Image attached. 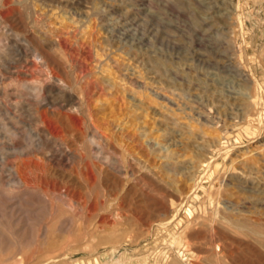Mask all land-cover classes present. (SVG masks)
<instances>
[{"label":"rangeland","instance_id":"obj_1","mask_svg":"<svg viewBox=\"0 0 264 264\" xmlns=\"http://www.w3.org/2000/svg\"><path fill=\"white\" fill-rule=\"evenodd\" d=\"M35 1L32 0L31 3V0H23L24 3L31 4ZM2 3L3 0H0V5ZM36 3L38 5L37 8H34L32 12L27 14H32L31 20H33V17L37 20L35 24V35H37V37L41 35L48 36L53 40L74 38L78 41L79 46L84 45L87 50H91V53H93L88 62V68L90 67V77H93V79H101V76L102 78H107L105 77L108 76L107 72H104L107 68L115 73L114 77L119 76V82L126 77L127 80L130 78L127 83L121 81V85L123 86V84H125L124 87L129 88V91L131 89V93L128 94L132 95L131 97L133 98L127 96L128 94L126 97L121 94L115 95L118 97L111 98L114 100L107 98L108 101L104 104L105 106L100 108L96 107L95 110L97 114H100V117L102 116L100 118L98 115L101 119L100 123H102L104 127L109 128L110 135H112V132L114 134V131H116L115 135L117 134V136H119L121 133L125 135V138H130L127 140L130 147L134 150V155H132L135 157L136 161L138 160L137 162L139 164L137 166L140 165L143 168L144 165V170L139 167V169L143 171L139 170L138 167L136 168L135 178L137 181L135 180L134 184H132L133 181H129L126 178L116 177L112 173L110 175L109 171L105 172L104 170L101 171L97 169L99 170V181L104 184L106 188L108 187V190L113 188V190L110 189V193L114 195V197L117 196L123 199V196L126 195L125 201L127 202H125V205L128 206L129 209H126V217H124L123 221L124 225L127 224V226H118L119 230L118 228L112 229L111 226H108L110 228H98L95 223L99 220L100 216L104 218L110 217V214L107 216L108 210H102L98 213L99 215L91 217V220L89 219L90 225L84 227L86 230L83 227H77V221L76 225H73L71 228L68 226L53 228V230L49 232L50 238L48 237L51 239L48 242L51 246L49 245L46 247V245V248L42 247L40 252V248L37 247V257L39 253L41 255L42 253H50L53 256L55 254V256H60V258L57 259L58 261H63L67 264H72V262L73 264H172L173 260L177 257L180 259L181 264H264V247L262 245H259L252 237L245 234H233L228 224L225 222L220 223L218 220L220 219L219 216L221 217L222 215L224 216L225 213H230L229 210H231V207H234V205L241 208L243 206L242 203L245 201L251 204L264 203V134L255 137L246 136L239 145L234 142L236 132L243 129L239 124L242 120L236 117L239 114L246 113L247 110H250L249 108L253 109L254 106H252L253 108H248V105L253 104L252 102L254 99L260 102L262 100L261 107L264 109V0H88L78 14H74L72 10L63 9L55 5L52 0H37ZM16 8H18V5H16ZM95 8L107 9L108 22L105 24L103 23L104 25L98 23L97 17L94 14ZM45 18L47 19L45 20ZM124 29H129L128 35L123 34ZM2 43L1 40L0 47ZM129 46H132L130 47L131 49H128ZM103 67L104 70H102ZM96 75L99 77H95ZM80 77L83 78V75ZM85 81L82 79V83H85ZM129 83H132L135 87L129 85ZM260 96L261 98H259ZM121 97L126 98V101L129 100L125 103L124 98L122 99ZM133 100L135 101V106L133 108L139 111L137 113L134 112L135 110L130 104V101ZM111 101H115L116 103ZM245 101L246 104L249 102L246 106L242 105ZM126 107H128V110H126ZM141 108H143V110ZM107 109H111L109 110L110 112H108ZM145 110L146 112H144ZM101 111L103 112L101 113ZM111 111L119 115L113 118V116L110 115L112 114ZM126 111H128L129 114H133L128 116V112ZM114 113L112 115L115 116ZM107 114H109V116ZM147 115L151 117H147ZM137 116L138 119L136 118ZM142 117L145 118L143 119ZM133 118H136L135 121ZM123 119L127 123L126 126H128L129 122L128 127L130 129L126 127V131L114 125L115 123L118 124L119 121H123ZM144 121L148 124L149 128ZM104 123L107 125H104ZM234 125L237 126L234 127ZM139 126H144L147 129L144 128L143 131ZM163 128L168 129H166V133ZM255 128L257 129V126H255ZM113 129L115 130L113 131ZM159 131L160 135H157ZM144 135L147 137H144ZM220 138H222L221 142H226L224 147L220 145ZM145 141L149 144L150 142L153 144L151 149ZM131 152L133 151L131 150ZM165 156L168 157V160ZM170 157H176L177 160L175 158L171 161L169 160ZM212 161H215L214 164L221 167L214 177L217 179L220 175V178H222H219L220 183L222 182V184L225 185H223L221 195L217 198L219 200L218 202H220L219 205L212 204L211 201L206 198V192H201L202 194H200L201 203L202 201L204 202L206 198L203 205H200L201 203H199V201L193 202L186 200L194 191L195 186H193V184L195 185V181L206 176L208 171L206 165ZM232 161L236 169L229 167ZM169 165L174 168H181L179 170H183L185 173L181 171V174L179 172L180 176L178 173H176V175L178 174L177 177L176 175L173 176L174 172H172L170 168H174ZM196 166H198V168ZM165 167L169 169V172L171 171L173 173L170 172V175H172L171 177L169 174H165ZM58 172L59 171H54L53 173L60 179L58 180L60 184L72 178L73 183L77 181V184H81L74 173L69 171L67 173L64 172V174L62 172V175L60 173L61 171ZM1 175L2 174H0V182L2 181L0 183V195L5 190V184L3 183L4 177ZM178 176L181 179L178 178ZM199 176L201 177L198 178ZM144 177H148L153 180V182H159L161 180L160 182H163L161 183L162 185H160L161 187H157L158 189L155 188L156 191H159L152 192L151 189H154L152 185L150 186L151 188L144 187L143 181L141 180ZM157 177L160 179H156ZM111 178L114 179L112 180ZM166 179L168 183L169 179L171 184L174 182L175 186L173 184L171 186L169 183L168 187L170 186L171 188L165 187V185H167V181L165 182ZM176 179L178 181H176ZM171 180H173V182H171ZM234 180L235 182H239L241 187L238 185L240 188L233 190L232 183H234ZM240 180L243 181L241 182ZM205 181L206 180H204V182ZM124 182H126V184ZM175 183L178 185L176 186ZM182 184L183 186H181ZM257 184H259V187ZM210 185L211 180L205 182V187L208 191H210ZM180 186L181 190L182 187L187 190H182V193L181 190H179V193L176 189H179ZM132 187L134 189H132ZM122 188L124 189L122 190ZM159 188H161V190ZM138 190L144 196L140 195L141 193ZM114 191L117 195H115L116 193ZM126 191L128 193H126ZM128 194L131 196V201H129ZM135 195H138L139 199ZM250 195L251 198L248 199L247 197ZM0 197H2L0 198V205L4 206L5 199L3 196ZM34 202H36V206L34 205L35 212H33L34 214L32 215L33 219H37L38 221L40 219L45 222L48 221L49 208L43 202H38L36 200ZM189 203H191V205ZM188 204L192 209H194V207L196 209L193 210L195 221L191 226L188 225V228V220L183 221V227L178 226L174 219L175 211L180 208L179 206H181L182 209L187 206L185 208L186 211V209L190 207ZM131 205L132 207H129ZM36 207H38V209L40 207V209L38 210ZM151 207L154 209H151ZM0 209L2 208L0 207ZM259 209H262L261 206ZM139 210L142 212L140 213ZM250 210L252 211V208H250ZM253 210H255V207ZM262 210H264V208ZM68 211L67 209L64 210V217L62 216V218L70 219V217H74L71 212L67 215ZM164 211L165 213H163ZM216 211L219 214V216L217 215V220L214 219V217L211 218ZM262 213L264 212L262 211ZM198 218L199 221L196 222ZM208 218L210 222L207 220ZM241 218L242 217H240V219ZM74 219L77 220L78 217ZM165 221L167 224L170 223L171 225H161L166 224ZM162 227L164 229H162ZM82 228L84 229L83 231ZM91 229L94 234L90 231ZM104 229L105 231L107 229L108 232H105ZM122 229L123 231H121ZM72 230H74V232H72ZM89 231L92 234H90ZM98 231L100 234L104 231L106 235L104 232L100 235ZM176 231L179 232V234L185 231V238L180 246L175 247L172 245V239L175 235H178ZM82 232L85 238L82 236ZM29 233H31L30 230L27 231V234ZM55 233H59V235L62 236L55 235ZM107 233L112 234L108 235ZM106 236L109 238H105ZM70 238H72L74 242ZM101 238H103V240ZM63 240H65V242ZM108 241L110 243L113 241V245H110ZM66 242H68V245ZM75 242H77V248L74 252L73 249L76 247ZM70 243L73 245L70 246ZM83 243L84 245H82ZM56 244L57 246L54 251L53 248H55ZM217 246L219 250H217ZM50 247H52V249H50ZM61 248L62 252L60 251ZM108 249L109 252H107ZM42 250L44 252H42ZM56 252L58 254H56ZM212 256L214 257L212 258Z\"/></svg>","mask_w":264,"mask_h":264},{"label":"bare ground","instance_id":"obj_2","mask_svg":"<svg viewBox=\"0 0 264 264\" xmlns=\"http://www.w3.org/2000/svg\"><path fill=\"white\" fill-rule=\"evenodd\" d=\"M33 1H35V0H33ZM36 2H37V0L33 4H31L32 0H31V3H24L23 0H3V3L0 5V39L3 42L2 46L0 47V174L3 175V177H4L3 183L5 184V190L0 195V196H3L5 199L4 200V206L0 205V207L2 208V209H0V264H67L66 262L58 261L57 259H59L60 256L59 257L55 256V254L53 256L50 253H46V254L42 253V255L39 253L38 254L39 256L37 257V247L40 248L39 249V252H40L42 247L46 248L49 245L51 246V244L48 243L49 240H51V239H49L50 238L49 232L51 230H53V228H60V227L63 228L66 226L71 228L73 225H76V221L78 222L77 227L80 226V227L84 228L86 225L87 226L90 225L89 219L93 216L95 217V216L99 215L98 213L102 210H108L109 212H107L108 213L107 216H109V214H110V217L104 218V217L100 216L99 220L97 219L98 221L96 220L97 222L95 223V225L98 228L99 227L107 228L108 226H111L112 229H116V228H118V226L124 225L123 220H124V217H126L125 216V213L127 212L126 209H129L128 206L125 205V202H127V201H125L126 195L124 194L125 196H123L124 197L123 199L118 198L117 196L114 197V195H112L110 193V189L113 190V188H110L108 190L107 189L108 187L106 188V186L99 181L100 179L98 178V176H99L98 172H99V170H101V171L104 170L105 172L109 171L110 175L112 173L116 177L126 178L129 181H133L132 184H134V182L136 180V178H135L136 168L138 167V169H139V167H141L140 165L137 166L139 164L137 162L138 160L136 161L135 157L133 156L134 150L132 149V147H130V144L128 143V140L130 138H127V137L125 138V135L121 134V133L119 136H117V134L115 135V133H116V131H114L115 129H113V131L115 132L114 134H113L112 129H111L112 135H110L109 134V128L104 127L103 124L100 123V121H101L100 118L102 116L100 117V114H97V112L95 110L96 107L100 108V107L105 106L104 104H106V102L108 101L109 98H110V100H114L111 98L118 97L115 95L121 94L124 97H126V95L128 93H131V89L129 91L128 90L129 88L124 87L125 84H123V86L121 85V81H125L127 83V81L130 78H128V80H127L126 79L127 77H126L124 79H121V81L119 82V76L114 77L115 73L112 72L111 69L109 70V68L104 70V67H105L104 66L102 68V70H104V72H107L108 76H105L107 78H104V77L102 78V76H101V79H93V77H90V73H91V70L89 69L90 67L88 68V62L90 61L91 55L93 53V52L91 53V50L90 51L87 50L84 45L79 46L78 41H76L74 38L53 40L52 38H49L48 36H42L41 35V36L37 37V35H35V33H36V29H35L36 25L35 24H36L37 20H35L34 17H33V20H31L32 14L31 15L27 14L29 12H32L34 8L35 9L37 8L38 5ZM52 2L55 5H58L59 7L63 8V9L64 8L69 9V10H72L74 12V14H78L80 9L83 6H85V4L88 2V0H52ZM44 3H46V2H44ZM16 5H18V8H16ZM95 7H96V5H95ZM106 10L102 9V8L101 9H99V8L94 9V14L97 17L98 23H100V24L104 23L105 24L106 22H108V16H107ZM46 19L47 18H45V20ZM52 27H53V25H52ZM89 27H90V25H89ZM55 28H56V26H55ZM128 32H129V29L128 30L124 29L123 34L128 35ZM130 47H132V46H129V48L128 47L127 48L131 49ZM120 54H122V53H120ZM96 56H97V54H96ZM104 72H102V73H104ZM98 73H101V72H98ZM121 74H123V73H121ZM81 75H83V78L80 77ZM117 75H120V74H117ZM95 77H99V76L96 75ZM82 79L84 81L86 80L85 83H82ZM129 82H132V81H129ZM133 83H134V81H133ZM129 85H132V83L131 84L129 83ZM132 86H134V85H132ZM166 90H168V89H166ZM132 92H133V90H132ZM127 96L131 97L132 95L128 94ZM217 97H219V96H217ZM119 98H120V96H119ZM119 98H117V99H119ZM131 98H133V97H131ZM259 98H261V96ZM117 99H115V100H117ZM122 99H119V100H122ZM220 99H221V97H220ZM124 100L126 103L129 99L126 101V98H124ZM124 100H123V102H124ZM111 102H115V101H111ZM261 102H262V100H261ZM261 102L257 99H254V101L252 102L253 104H251V105L249 104V102L246 104V101L244 104H242L245 106L249 104L248 108L252 107V106H254V108L253 107H252L253 109L249 108L250 110H247L246 113L244 112V114H239L236 117L239 120H242L241 123H239V124L243 128L241 131L236 132V135L234 136V142L236 144H238V145L241 144L246 136H254L255 137V136L264 134V109H262V107H261V105H262ZM127 104H129V103H127ZM130 104H131V107L133 108L135 106V101L134 100L130 101ZM263 106H264V103H263ZM127 108L128 107H126V110H128ZM136 109H137V107H136ZM141 109L143 110V108H141ZM109 110H111V109H109ZM109 110L107 109L108 112H110ZM129 110H131V109H129ZM146 110H148V109H146ZM146 110L144 112H146ZM103 111H104V109H103ZM103 111H101V113ZM107 111H106V113H107ZM114 111H115V109H114ZM111 112H112V114L114 113L113 111H111ZM126 112H128V111H126ZM134 112L137 113L139 111L135 110ZM112 114H110V115L113 116V118H116L117 115H119V114L116 115L114 113L115 114V116H114ZM132 114L131 113L129 114V112H128V116H130ZM98 115L100 118L98 117ZM107 115L109 116V114H107ZM142 116H144V115H142ZM147 117H151V116L147 115ZM136 118L138 119V116ZM135 119L133 118L134 121H135ZM140 123H142V122H140ZM146 124H145V126H146ZM155 124H157V123H155ZM104 125H107V124L104 123ZM114 125L117 128L122 129L123 131L127 130L126 127L128 129H130L128 127L129 122H128V126H126L127 123L124 121V119H123V121H121V122L119 121L118 124L115 123ZM236 126L234 125V127H236ZM255 126H257V129L255 128ZM139 127L142 128L143 131H144V128H146L144 126L143 127L139 126ZM147 127H148V124H147ZM151 127H152V125H151ZM111 128H113V127H111ZM166 129L163 128L164 132L166 131ZM150 132H152V131H150ZM142 134H144V133H142ZM146 135H147V133H146ZM146 135H144V137L148 136V135L147 136ZM157 135H160V131H159V134H157ZM213 135H215V134H213ZM148 140H150V139H148ZM221 140H222V138H220V145H222L224 147L226 142H221ZM145 142H147V141H145ZM160 143H163V142H160ZM148 145H145V146H148L151 149L153 144L150 142V144L148 143ZM229 145H230V143H229ZM213 147H214V145H213ZM131 150L133 152H131ZM225 152H227V151H225ZM147 153H148V151H147ZM149 154H150V152H149ZM156 154H158V153H156ZM166 156H165V158L167 159L168 157H166ZM168 156H170V155H168ZM175 158L176 157H170L169 160L173 161L172 159H175ZM218 159H219V157H218ZM176 160H177V158H176ZM212 162H210L208 165H206V167L208 169L207 173L205 172L206 176H204L205 175V173H204V175H202L204 177H202L200 180L197 179L195 181V185L193 184V186H195L194 191L189 197L187 196L188 198L186 200H190L193 202L199 201V203H201V199H200L201 195L200 194H202L201 192H206L207 197L206 196L205 197L209 201H211L212 204H218L219 205L220 202H218L219 200L217 198H218V196L221 195V193L223 191L222 188H223L224 184H222V182L220 183V180H219L220 175H219V177L217 176L218 177L217 179H216V177H214L216 175V173L218 172V170H220L219 168H221V167L218 165H215L214 164L215 161L213 163ZM176 163H175V165H176ZM172 165H173V163H172ZM242 165H244V164H242ZM173 166H170V167H173ZM162 167H160V168H162ZM196 167L198 168V166H196ZM229 167L232 169H236L233 161L230 163ZM143 168H144V165H143ZM143 168L141 167V169H143ZM167 168H169V167H167ZM97 169H99V170H97ZM141 169H139V170H141ZM179 169H181V168H179ZM179 169H178V167H176L174 169L170 168V170L172 172H174V174L171 171L170 172L173 174V176H175L176 173L179 174V172L181 174V171H182V173L184 172L183 170L180 171ZM143 170H141V171H143ZM54 171H59V172L61 171L60 173L62 175L64 172L67 173L70 171V172L74 173V175L77 176V178L79 179L81 184H79V183L77 184V181H75L76 183H73V180H72L73 178L71 179L72 181L70 179L67 180L66 178H64L67 181H64L62 184H60L58 181L60 179H58L57 176H55V174L53 173ZM164 171H165V174H167V175L171 174L169 172V169H166V167H165ZM159 172H161V171H159ZM138 173H140V172H138ZM180 174H179V176H180ZM102 175H104V174H102ZM177 175H176V177H177ZM76 176H74V177H76ZM105 176H106V174H105ZM171 176L172 175H170V177ZM179 176H178V178H180ZM136 177H137V175H136ZM200 177L201 176H199L198 178H200ZM114 178H111V179L113 180ZM158 178L159 177H157L156 179H158ZM106 179H107V177H106ZM115 179H117V178H115ZM220 179H222V178H220ZM120 180H122V179H120ZM141 180L143 181L144 187H150L152 185V187L154 188V189H151L152 192L153 191L155 192L156 191L155 188L161 187L160 185H162L161 183H163V182H160L161 180L159 182H153V180L149 179L148 177H144ZM204 180H206L205 182L211 180L210 191H208L206 189ZM166 181H167V179L165 180V182ZM174 181H175V179H174ZM176 181H178V180L176 179ZM115 182H117V181H115ZM120 182L123 183L122 181H120ZM126 182H124V183L126 184ZM171 182H173V180H171ZM169 183H170V179H169ZM169 183L167 181V185H165V187H168ZM172 184L174 185V182ZM172 184H171V186H172ZM232 184H233V190L241 187V185H239V182H235V180H234V183H232ZM177 185L178 184H176V186ZM257 185L259 187V184H257ZM181 186H183V184ZM181 186L179 187V189L176 187L177 188L176 191L181 190ZM113 187H114V185H113ZM168 188H171V187L169 186ZM123 189L124 188H122V190ZM132 189H134V188L132 187ZM141 189H143V188H141ZM159 189L161 190V188H159ZM162 190H163V188H162ZM168 190H170V189H168ZM174 190H175V188H174ZM182 190H187V189H184L182 187ZM182 190H181V193H182ZM158 191L159 190H157L156 192H158ZM165 191H167V190H165ZM243 191H242V193H243ZM161 192H163V191H161ZM244 192H246V191H244ZM126 193H128V192L126 191ZM134 193H135V191H134ZM179 193H180V191H179ZM230 193H232V192H230ZM152 194H154V193H152ZM115 195H117V193ZM140 195H142V193ZM251 195L248 196L247 198L250 199ZM128 196H129V194H128ZM142 196H144V195H142ZM130 197L131 196H129V201H131ZM136 197H138V195ZM153 197H156V196H153ZM0 198H2V197H0ZM206 198H205V200H206ZM138 199H139V197H138ZM138 199H137V201H138ZM145 199H144V201H145ZM35 200L38 202H43L49 208V210L46 208L49 211L48 217H47L48 221L45 222L44 220L42 221L39 219V221H38L37 219H33L32 215L34 214L33 212H35V206H36V202H34ZM205 200H204V202L202 201V203L200 205H203L205 203ZM231 201H232V199H231ZM236 201H238V200H236ZM242 201H241V203H242ZM143 203H145V202H143ZM152 203L154 204L153 201H152ZM153 204H152V206H153ZM189 204L191 205V203H189ZM242 204H243V206L239 205V206H242L241 208H239L238 206H235V205H234V207L232 206L231 207L232 209L229 210L230 213H225V215L224 216L222 215L221 217L219 216L218 212L216 211L215 214H213L211 216V218L214 217V219L217 220V218H218L217 215H218L220 218V219H218L219 222L220 223L225 222L226 224H228L230 227L229 229L231 230V232L233 234H235V235L245 234L247 236H250L257 243H259V245H262L264 247V213H262V211L264 212V210H262L264 208V203L263 204H255V203L251 204V203H248L247 201H245ZM38 206H39V204H38ZM260 206L262 209H259ZM129 207H132V205ZM179 207L180 208L177 209V211H175L176 213L174 214V219L177 222V225L182 226V227H183V225H182L183 221L188 220V222H187L188 223L187 228H188V225L191 226V224L195 221L194 211H193L195 209V207H194V209H192V207L190 206L186 209V211H185V208L187 206H185V207L183 206L184 209H182L181 206H179ZM254 207H255V210H253ZM36 208L38 209V207H36ZM64 208L69 210L67 215L70 214V212H71V214L74 217H72V218L70 217V219L62 218V216L64 215V210H66ZM147 208H148V206H147ZM250 208H252V211L250 210ZM37 209H36V212H37ZM39 209H40V207H39ZM43 209H41V210H43ZM62 209H64V210H62ZM151 209H154V208L151 207ZM226 209H225V211H226ZM130 211L132 212L131 209H130ZM167 211H168V209H167ZM139 212H140V210H139ZM163 213H165V211ZM204 213H205V210H204ZM198 214H201V213H198ZM141 216H144V215H141ZM76 217H78L77 220L74 219ZM240 217H242V218L240 219ZM66 218H68V217H66ZM45 220H46V218H45ZM94 220H92V221H94ZM127 220H126V222H127ZM196 220H197L196 222H198L199 218ZM207 220L210 222L209 218ZM205 222L208 223L207 221H205ZM219 222H217V223H219ZM133 223H134V221H133ZM165 223H166V221H165ZM202 223H203V221H202ZM213 223H214V221H213ZM168 224H170V223H168ZM168 224L166 223V224H161V225L165 226ZM93 225H94V222H93ZM125 225L127 226V224H125ZM136 225H138V224H136ZM194 225H196V224H194ZM94 226H93V228H94ZM145 227H147V226H145ZM209 227H210V225H209ZM83 228H82V231L85 229V228L84 229ZM108 228H110V227H108ZM122 228L125 229L124 227H122ZM149 228H150V226H149ZM213 228H214V226H213ZM223 228H224V225H223ZM123 229L121 231H123ZM162 229H164V228L162 227ZM28 230H30L31 233L27 234ZM74 230H75V227H74ZM74 230H72V232H74ZM118 230H119V228H118ZM80 231H81V229H80ZM90 231H92V229ZM104 231H105V229H104ZM104 231H102V233ZM77 232H79V231H77ZM105 232H108L107 229ZM105 232H104V234H105ZM124 232H126V231H124ZM177 233H178V235L177 236L175 235L172 239V245L175 247L180 246L183 239L185 238V231H182L180 234H179V232H177ZM90 234H92V233L90 232ZM93 234H94V232H93ZM99 234H100V232H99ZM109 234L111 235L112 233H109ZM55 235H59V233H57V234L55 233ZM83 235H84V233L82 234V236ZM115 235H116V233H115ZM125 235H123V236H125ZM69 237H70V235H69ZM83 237L85 238V236H83ZM55 238H57V237H55ZM105 238H109V237L106 236ZM57 239H59V238H57ZM70 239L73 241L72 238H70ZM101 239L103 240V238H101ZM65 240H63V241L65 242ZM87 241H89V240H87ZM162 242H163V240H162ZM67 243L68 242H66V244ZM75 243H76V247L73 249L74 252H75V249L77 248V242H75ZM112 243H113V241L110 243V245ZM184 243H186V242H184ZM116 244H118V243H116ZM71 245H73V244L70 243V246ZM82 245H84V243ZM56 246H57V244L55 245V248H53V250L56 249ZM78 246H79V244H78ZM58 247H59V244H58ZM216 248H217V250H219L218 246ZM50 249H52V247H50ZM43 250H42V252H44ZM61 250H62V248L60 249V251ZM73 250H72V252H73ZM115 250H113V251H115ZM57 252H56V254H58ZM107 252H109V249L107 250ZM64 255H65V253H64ZM213 257L214 256H212V258ZM75 261H77V260H75ZM69 262H71V261H69ZM72 264H73V262H72ZM77 264H79V263H77ZM172 264H181V261L177 257L175 260H173Z\"/></svg>","mask_w":264,"mask_h":264}]
</instances>
